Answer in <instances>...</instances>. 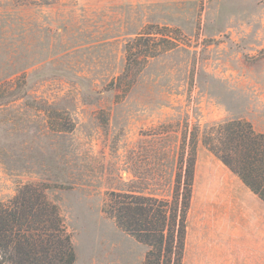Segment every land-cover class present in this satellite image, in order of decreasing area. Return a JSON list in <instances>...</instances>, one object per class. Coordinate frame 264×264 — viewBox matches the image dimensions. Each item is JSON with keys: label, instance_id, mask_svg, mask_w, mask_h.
<instances>
[{"label": "rangeland", "instance_id": "rangeland-1", "mask_svg": "<svg viewBox=\"0 0 264 264\" xmlns=\"http://www.w3.org/2000/svg\"><path fill=\"white\" fill-rule=\"evenodd\" d=\"M32 1L0 0V92H27L0 106V201L47 184L74 264H140L147 248L102 208L110 192L168 199L194 133L182 264H264V203L201 142L233 119L264 133V0ZM148 26L173 45L110 89ZM33 101L73 129L52 131ZM216 174L225 189L211 190Z\"/></svg>", "mask_w": 264, "mask_h": 264}, {"label": "trees", "instance_id": "trees-1", "mask_svg": "<svg viewBox=\"0 0 264 264\" xmlns=\"http://www.w3.org/2000/svg\"><path fill=\"white\" fill-rule=\"evenodd\" d=\"M32 2L48 4V0ZM164 30L166 28L148 26L125 44V65L110 89L128 88L140 71V62L163 53L164 42L173 45L174 42L165 40ZM26 96L24 82L10 86L0 92V106ZM31 104L46 114L52 131L73 129V124L52 122V105H39L34 101ZM210 130L202 134V145L264 203V133L256 132L244 119H233ZM195 139L192 133L186 159L182 145L168 199L133 191L108 194L102 213L147 248L140 264H182L186 213L195 168ZM225 179V176L214 175L211 190L225 189ZM48 189L47 184L26 183L7 201H0V264H74L76 254L71 234L57 205L47 197Z\"/></svg>", "mask_w": 264, "mask_h": 264}]
</instances>
